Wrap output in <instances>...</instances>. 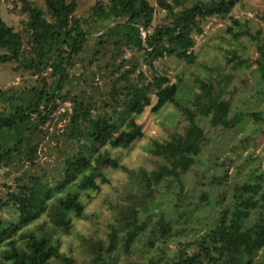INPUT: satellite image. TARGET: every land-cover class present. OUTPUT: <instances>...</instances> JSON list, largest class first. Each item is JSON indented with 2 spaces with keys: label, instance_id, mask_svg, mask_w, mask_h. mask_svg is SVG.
I'll return each instance as SVG.
<instances>
[{
  "label": "trees",
  "instance_id": "1",
  "mask_svg": "<svg viewBox=\"0 0 264 264\" xmlns=\"http://www.w3.org/2000/svg\"><path fill=\"white\" fill-rule=\"evenodd\" d=\"M14 1L26 21L22 31H15L0 16V64L18 63L28 80L0 89V173H16L12 184L0 181L5 192L0 211L13 215L0 216V264H115L119 245L129 253L137 235L146 232L147 224H138L139 211L145 210L154 189L164 183L168 190L175 183L173 194L179 197L206 140L193 122L194 113L177 101L181 84L171 82L158 64L165 59L193 64L195 37L203 34L204 21L230 14L241 0H157L156 6L146 0H106L96 2L85 18L75 16L74 0H43V8L31 0ZM259 18L264 23V14ZM233 23L235 32H228L234 39L246 36L255 42L257 83L264 89V32L252 34L246 24ZM76 84L84 89L74 93ZM202 91V115L211 124L229 129L241 122L242 116L228 119L229 106L219 92L212 96L206 85ZM95 93L107 96L101 106ZM65 103L59 118L66 124L55 139L49 125ZM167 104L185 111L190 124L182 134L151 143L149 154L160 160L157 169L119 165L108 149L127 150L141 140L138 117L151 105L159 113ZM53 140L59 167L50 176L37 160L43 144ZM105 167L126 174L132 202L120 207L117 228L112 227L105 243L83 240L88 259L79 263L61 252L59 237L70 235L72 221L85 217L84 198L107 183ZM256 177L233 185L231 206L199 237L179 242L172 256L162 247L173 225L192 213L175 211V221L165 212L154 214L152 234L158 233L161 245L145 264H264V172ZM218 184L213 177L211 188ZM199 199L215 211L217 200L205 193Z\"/></svg>",
  "mask_w": 264,
  "mask_h": 264
},
{
  "label": "rangeland",
  "instance_id": "2",
  "mask_svg": "<svg viewBox=\"0 0 264 264\" xmlns=\"http://www.w3.org/2000/svg\"><path fill=\"white\" fill-rule=\"evenodd\" d=\"M31 1L43 8V0ZM74 1L77 3L75 13L77 18H85L96 2H106V0ZM146 1L156 6L157 0ZM263 14L264 0H241L230 14L204 21L203 34L195 37L193 64L172 59H165L158 64L159 71L165 70L171 82L181 84L177 101L183 109L194 113L193 122L201 128L206 140L183 180L179 197L173 194L176 190L175 183H172L168 190L164 183L154 189L145 210L139 211L138 224H147L146 232L137 235L129 253L124 252L119 245L115 252L114 258H117L115 264H145L151 258L154 259L157 255L156 249L161 245L158 233L152 234V231L156 232L153 228L157 220L154 214L165 212L166 218L175 221L178 212L188 210L192 216L173 225L171 238L162 247L168 256H172L179 242L199 237L205 226L219 216L220 211L231 206L233 185L253 182L261 171L264 172V89L257 83L254 60L258 54L255 42L246 36L234 39L228 32L236 30L233 20L246 24L252 34L264 32V23L259 18ZM0 16L15 31L23 30L26 17L20 12L14 0H2ZM234 54L239 59L235 58ZM89 76L90 73L84 78ZM24 80H28V76L18 63L0 64V89L23 86ZM96 83L101 86V82ZM203 85L208 87L212 96L219 92L220 100L228 103L229 120L235 116H242L241 122L229 129L211 124L210 117L202 115L201 111L200 100L204 99ZM81 89H84V86L76 84L74 93ZM102 99H107L106 94ZM102 99L95 93L94 101H98V106L102 105L100 101ZM151 103L152 105L155 103V98H152ZM152 105L137 119V123L142 127L143 138L127 150L108 149L111 157L115 158L119 165L130 170L143 169L151 172L157 169L160 160L149 154L151 143L155 140L163 142L169 139L171 134H182L190 124L185 111L176 109L172 104H167L159 113L151 111ZM67 107L68 103L60 107L49 125V132L55 139H59L66 124L65 120L59 118V113L65 111ZM251 114H255L257 118L251 117ZM49 142L50 145L44 143L40 148L37 161L51 176L59 164L57 152L53 153L56 141ZM103 172L108 181L100 185L98 192H92L90 196L84 198L85 217L74 219L70 235L59 237L61 252L79 263L88 259L83 248V240L105 243L112 227L117 228L120 207L126 208L132 202L125 187L126 174L120 169L108 167L103 168ZM15 174L14 169H5L0 173V181L10 185ZM213 177L219 178L220 184L211 188ZM4 193L0 190V197H4ZM201 193L217 200L214 212L207 201L201 202L199 199ZM0 216L3 219H11L13 215L5 209L0 211ZM149 241H154L151 248Z\"/></svg>",
  "mask_w": 264,
  "mask_h": 264
}]
</instances>
